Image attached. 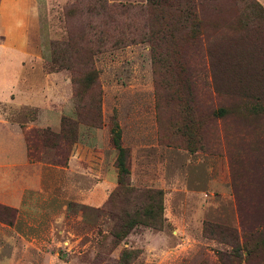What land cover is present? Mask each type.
Wrapping results in <instances>:
<instances>
[{
	"label": "rangeland",
	"instance_id": "374dc122",
	"mask_svg": "<svg viewBox=\"0 0 264 264\" xmlns=\"http://www.w3.org/2000/svg\"><path fill=\"white\" fill-rule=\"evenodd\" d=\"M35 4L37 21L22 39L31 56L22 60L16 93L27 104L12 112L7 99L14 94L0 101V117L19 130L0 124V264H246L239 215L249 227L264 224L257 173L264 112L249 109L264 105V91L246 100V90L233 89L232 98L209 90L208 102L205 49L225 51L238 78L259 72L264 0ZM190 21L197 25L192 35ZM7 68L1 56L0 69ZM207 104L221 106L224 117L210 121ZM48 108L61 111L59 122L75 123L73 140L62 147L65 166L57 150L36 142L27 158L25 133L58 132L34 122ZM191 118L188 138L182 132ZM113 127L126 155L122 184ZM245 144L235 195L228 157ZM19 146L21 164L5 165L19 159ZM150 191L160 192V228L145 225Z\"/></svg>",
	"mask_w": 264,
	"mask_h": 264
},
{
	"label": "trees",
	"instance_id": "16d2710c",
	"mask_svg": "<svg viewBox=\"0 0 264 264\" xmlns=\"http://www.w3.org/2000/svg\"><path fill=\"white\" fill-rule=\"evenodd\" d=\"M104 3V7H106ZM264 20V12L262 11L260 17L258 19ZM190 35H192L195 30H197V25L190 21L189 24ZM210 46L207 45L206 51V59H207V67L209 77V81L204 82V87L206 89L205 95L208 97L206 100L211 102V97L207 94L209 90L216 96L219 92H223L225 96L231 97L235 96L233 89L239 90H246L248 94L244 95L246 100H251L253 96H251V92L255 93L259 90L264 91V63L259 72H254L249 74L245 77H236L230 70L229 66L231 64V59L228 57L225 51L221 50V53H211L209 48ZM256 62L249 61V65L251 67L256 66ZM217 69V73L214 71ZM192 86V83H190ZM187 88L189 89L187 93V101H188V112L192 116L194 112V104H195V96L194 93H190V85L186 83ZM238 90V91H239ZM255 90V91H254ZM236 96H239L236 94ZM261 101L264 98L261 97ZM206 108V116L210 119V121L214 119H222L226 111L223 110L221 106L212 108L209 104L204 106ZM250 112L258 115L264 112V105L256 102L252 103L249 107ZM236 112L234 108L232 110ZM195 128L194 119L188 120V127L186 128V133L183 131L182 133L191 138L193 136V130ZM74 130H75V123L72 121L67 120L66 118L62 117L59 122V131L57 133H52L48 129L38 130V131H30L25 133L24 140L27 146V158L31 162L32 154L31 148L33 142L40 143L42 145L49 146L50 148L57 150L56 156L57 164L61 166L66 165V158L63 156L64 151L62 147H68L71 140L74 138ZM110 139L111 143L117 151L116 156V168L118 173V183L122 184L124 177L127 175V169L125 167V151L119 145V133L117 132V128L110 129ZM243 134L240 135V141L244 139ZM249 146L246 144L237 150V152H231L228 157L229 168H230V182L231 188L235 195H238L239 190L236 185L237 178L240 176V169L237 167L245 164V160L248 158V149ZM258 165H257V173L259 176L260 181L258 185L262 184V192L264 193V146L261 148V151L257 153ZM149 194L151 201L154 203L153 207H150L145 213L144 217L147 218L146 226H150L153 228H160L159 221L161 220L160 216V192L159 191H150ZM262 210L264 211V201L261 204ZM154 208V210H153ZM158 212V214H157ZM251 226V225H250ZM239 228H240V236H241V248L246 254V264H264V224L255 223L249 227L246 224L241 215H239Z\"/></svg>",
	"mask_w": 264,
	"mask_h": 264
},
{
	"label": "crops",
	"instance_id": "0c3cea01",
	"mask_svg": "<svg viewBox=\"0 0 264 264\" xmlns=\"http://www.w3.org/2000/svg\"><path fill=\"white\" fill-rule=\"evenodd\" d=\"M35 1L0 0V37L1 39H6L4 44L0 45V58L3 56L9 62V68L0 69V101H5V99L9 98L10 94H14L12 99H7L9 102L7 109L12 112L19 111L27 104L19 99L16 93L23 67L22 60L27 58V56H31L23 50L22 39H28V29H32L37 21L38 10ZM60 114L61 111H53L48 108L47 111H40L34 122L39 126H47L59 131ZM0 124L16 126L2 117H0ZM19 140H21L20 133ZM20 146L18 151L20 155L19 159H11V161L5 159V165L19 164L23 160L22 147Z\"/></svg>",
	"mask_w": 264,
	"mask_h": 264
}]
</instances>
